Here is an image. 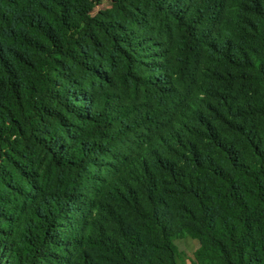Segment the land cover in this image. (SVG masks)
Segmentation results:
<instances>
[{"label": "trees", "instance_id": "obj_1", "mask_svg": "<svg viewBox=\"0 0 264 264\" xmlns=\"http://www.w3.org/2000/svg\"><path fill=\"white\" fill-rule=\"evenodd\" d=\"M264 264V0H0V264Z\"/></svg>", "mask_w": 264, "mask_h": 264}, {"label": "rangeland", "instance_id": "obj_2", "mask_svg": "<svg viewBox=\"0 0 264 264\" xmlns=\"http://www.w3.org/2000/svg\"><path fill=\"white\" fill-rule=\"evenodd\" d=\"M179 252V264H194V253L199 247L197 240L190 237L179 238L175 241Z\"/></svg>", "mask_w": 264, "mask_h": 264}]
</instances>
